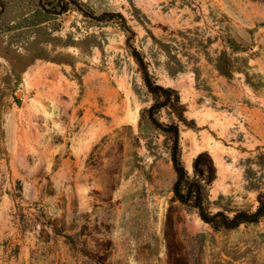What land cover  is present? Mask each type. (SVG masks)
Instances as JSON below:
<instances>
[{
    "label": "rangeland",
    "instance_id": "374dc122",
    "mask_svg": "<svg viewBox=\"0 0 264 264\" xmlns=\"http://www.w3.org/2000/svg\"><path fill=\"white\" fill-rule=\"evenodd\" d=\"M5 0L0 14V264H264V220L216 228L174 197L129 45L176 90L182 161L207 151L210 211L264 192V0ZM130 43V44H129Z\"/></svg>",
    "mask_w": 264,
    "mask_h": 264
},
{
    "label": "trees",
    "instance_id": "16d2710c",
    "mask_svg": "<svg viewBox=\"0 0 264 264\" xmlns=\"http://www.w3.org/2000/svg\"><path fill=\"white\" fill-rule=\"evenodd\" d=\"M77 6L85 15H89L97 20L116 19L127 31L132 32L125 17L118 11H105L96 14L86 11L77 0L63 1L61 8L65 10L69 3ZM5 0H0V14L4 10ZM130 44V43H129ZM131 54L135 59L147 90L151 93L153 102L148 107V117L158 128L172 135L170 148V159L176 172L172 191L175 198L181 203L190 205L197 209L200 217L211 223L214 227L234 228L246 222H258L264 220V192L258 195V204L254 210L240 209L232 215H228L222 210L212 212L205 203L204 183H210L216 176V166L212 156L207 151L198 152L191 161V171L182 161V148L179 139V125L177 123H164L156 117V112L162 107H169L178 113V117L184 120L180 96L176 90L156 82L148 69L147 61L142 52L129 45Z\"/></svg>",
    "mask_w": 264,
    "mask_h": 264
}]
</instances>
